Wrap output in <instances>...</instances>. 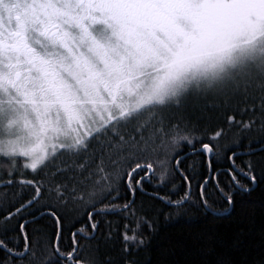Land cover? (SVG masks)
<instances>
[{"label": "snow or ice", "instance_id": "6c2138e0", "mask_svg": "<svg viewBox=\"0 0 264 264\" xmlns=\"http://www.w3.org/2000/svg\"><path fill=\"white\" fill-rule=\"evenodd\" d=\"M257 207L264 0H0V264H152L194 212L236 230L186 264H264Z\"/></svg>", "mask_w": 264, "mask_h": 264}, {"label": "trees", "instance_id": "16d2710c", "mask_svg": "<svg viewBox=\"0 0 264 264\" xmlns=\"http://www.w3.org/2000/svg\"><path fill=\"white\" fill-rule=\"evenodd\" d=\"M195 219L181 220L165 225L161 229L159 237L155 238L151 244V252L148 259L152 264H161V251H165L166 259L169 264H186L194 259H202L199 249L207 243L206 236L212 232L220 233L226 237L236 230L234 223L228 221H210L199 217L198 213H192ZM246 231L252 235L245 238L248 248V258L253 259L261 253L264 242L260 237V230L264 228V209L257 207L254 215H250V220L244 224ZM174 248L172 254H167L166 250ZM214 254L208 255L209 261L215 260ZM239 254H234L233 259L240 260Z\"/></svg>", "mask_w": 264, "mask_h": 264}]
</instances>
